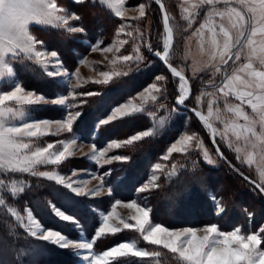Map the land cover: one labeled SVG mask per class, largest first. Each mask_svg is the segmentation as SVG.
I'll return each instance as SVG.
<instances>
[{"label":"snow or ice","instance_id":"snow-or-ice-1","mask_svg":"<svg viewBox=\"0 0 264 264\" xmlns=\"http://www.w3.org/2000/svg\"><path fill=\"white\" fill-rule=\"evenodd\" d=\"M154 3L159 6L163 26L162 47L154 46L149 31L142 27L150 15V3L126 8L125 0H0V215L5 217L0 222V264H56V257L69 254L80 257L75 264H122L121 258L128 257L141 258L139 264H143V258L155 259L158 264H264V0H183V27L163 0ZM97 6H104L119 18L115 35L107 45L89 37L84 22L88 10ZM128 11L137 15L127 16ZM202 14L200 22L198 17ZM197 23L199 26L194 28ZM190 30V36L184 35L181 55L178 33L187 34ZM193 37L204 58L189 64L188 43ZM78 39L88 45L90 53H111L110 59L105 55L109 69L97 70L100 78L91 80L102 90H81L89 80L81 76L80 66L92 67L95 62L77 53L74 60L67 58L75 64L72 70L62 59L61 48ZM130 40L131 52L124 54L121 49ZM146 53L158 58L174 81L178 78V88L172 93L175 106L171 109L164 103L169 96L166 74L153 73L152 82L136 93L139 104L131 98L115 101L122 88L112 85L146 65ZM178 56L184 61L183 66H174L173 60ZM188 72L190 76L186 75ZM22 73L45 79L52 96L27 89L20 79ZM206 98L207 114L202 110ZM233 98L240 103H230ZM41 105L55 106L60 116L33 118L31 113ZM152 108L168 111V116L157 118ZM181 112L194 114L211 143L218 146L210 150L196 131L181 133L151 165L147 179L143 183L137 181L138 187L134 185L137 196L143 194V199H132L125 205L135 210L130 217L132 222L119 218L118 225L109 223L117 215L116 206L122 203L115 198V192L128 180L126 174L106 183L105 177L113 175L112 169H106L103 175L80 170L83 176L99 181L89 188V179H73L78 176L76 169L71 170V176L58 171L65 162H71L77 151H82L78 141H90L89 151L83 153L87 160L100 168L121 162L126 166L121 171L126 172L134 158L109 153L113 149L135 150L137 143L155 139L165 128L185 127ZM173 113L176 116L171 120ZM145 114L150 127L124 139L109 138L105 146L97 147V141L115 122L134 121ZM217 122L223 125L222 131ZM44 137L58 139L40 146L38 142ZM219 145L233 153L234 159ZM173 153L181 158L176 159ZM161 160L169 163L162 164ZM221 163L246 182L259 199L258 210L255 200L243 209V225L233 223L230 230H221L214 222L202 227L171 228L151 220L153 209L146 201L162 188V176L169 182L174 177L178 181L176 191L169 197V213L196 215L205 210L210 174ZM49 166L51 170H41ZM181 175L187 178L180 180ZM31 178L53 182L44 194L51 198L46 203L51 211L42 210L39 219L30 206L39 205V201L29 198L22 211L18 207V201L30 197L33 188L38 187ZM105 189L112 210L99 212L101 222L88 238L77 214L91 215V206L78 198L97 197ZM211 201L218 219L228 216L223 197L212 195ZM49 217L58 218L57 223L70 222L77 238L46 226L42 221ZM119 225L134 230L138 239L121 241L95 253L97 238L120 233ZM141 240L155 247H139Z\"/></svg>","mask_w":264,"mask_h":264},{"label":"trees","instance_id":"trees-1","mask_svg":"<svg viewBox=\"0 0 264 264\" xmlns=\"http://www.w3.org/2000/svg\"><path fill=\"white\" fill-rule=\"evenodd\" d=\"M149 1L152 6L157 7L158 10V6L153 1ZM133 2L135 4L140 1L134 0ZM118 20L119 18L115 17L110 12V10H108L104 6H97L96 8H90L88 10L84 22L88 26L89 37L98 38L104 41V44L107 45L111 42L115 35V27ZM73 49H75V51H73ZM87 50L88 45H85L83 43V40H74L61 48L62 59H65L66 66L73 69L75 67L74 62H68L67 58L72 57L74 60L77 53L82 54ZM153 59L154 61L158 62L156 63L157 65H161L158 58L154 57ZM17 68L19 69V65H17ZM150 74V69L142 70L135 74L132 73L129 77L122 78L115 85H112V87L122 88L120 94L115 97V101L117 103L122 102L127 96L132 94L134 90L147 83L145 79H147ZM20 79L27 89L36 90L38 93L45 94L48 97L52 96V92L50 88L47 87L45 79H42L39 76H33L31 73H22L20 75ZM81 90L98 91L102 89L99 85L88 83L87 85L83 86ZM37 108L38 110L31 113L36 117L58 118L60 116V111L55 106L41 105L37 106ZM194 123H196V121ZM149 124V119L145 115L139 116L134 121H117L112 126L111 130L105 135L101 136L100 140L97 141V147L104 145L109 138L119 139L127 137L133 132L138 131L140 128L149 126ZM169 133L170 132H165L156 136L155 139H146L142 143H137L135 150H132L131 148L123 150L124 155H130L134 158V163L132 164V167L130 169H126V172L121 171L122 167L126 168V166H122L121 163H114L113 166H111L113 175L106 179V183L115 180L116 176H124L125 174L128 176V180L118 190H116V199H120L123 201L138 199L137 193L134 190V185L138 187L139 183L146 179L152 163L157 160L159 155H161L169 140H171L175 136V133ZM87 143H90V141H88ZM81 164L82 159H71V162H65L62 165V168L79 167L82 166L84 162L82 165ZM186 178L187 177L181 175L179 179L184 180ZM31 180L32 183L34 185H38V187L33 188L30 193V197H25L23 200L18 201V207L20 209L25 207V204L29 200V198H31L32 201H39V205H37L36 203H32L30 205L34 214L39 219L41 218L42 210L47 212L51 211L50 208H46L47 200L51 198L45 197L44 194L47 192L53 182L36 181L35 178H31ZM137 181H139V183H137ZM160 183L162 184V188L158 191L153 192L151 197L146 202L148 203L149 207L153 209V212L151 214L152 221L162 223L164 226H196L214 222L217 223L220 228L223 227L230 229V226L233 223H236L238 225L244 224L243 209L247 208L253 202V200L256 201L255 206L257 210L260 208L259 199L255 196V193L250 190L246 182H243L242 179H238L228 169V167L225 166H219L211 172V188L209 189L207 196L204 198L205 210L196 215H187L182 212L178 214L169 213V197L176 191L178 181L175 177L171 182L167 181L165 178H162L160 180ZM65 191L67 190L65 189ZM212 195H215L217 199H220L221 197L224 198V203L229 213L228 216L224 217V219H218L216 214L214 213L211 201ZM78 199L86 200L91 206V215L84 217L82 214H77L78 218H80L81 220V224L83 226L86 237L90 238L98 225V217L95 209L105 211L107 209V206L110 204V198L107 196L93 199L81 197ZM246 199L249 203L246 201ZM57 206H59V204ZM52 215L54 216V214ZM4 218L5 217L3 215H0V222H2ZM256 220H260L259 211H257L256 213ZM57 221L58 218L51 219L49 217L42 222L45 223L46 226L64 231L70 236H77L76 230L66 227L70 223L63 221L57 223ZM130 239H138V234L133 230H122L120 233H117L115 235L107 234L103 237L97 238V242L94 244V250L101 251L106 249L107 247L113 246L115 243ZM138 246L145 248L146 250H151L155 247L146 245L144 242H142V240L139 242ZM121 259L122 264H139V261L141 260V258L133 257ZM55 260L56 264H66V262H72V264H75V260L73 259V256L71 254H69L67 257H56ZM151 263L152 261L150 258H143V264ZM154 264H158V261L156 260V263Z\"/></svg>","mask_w":264,"mask_h":264},{"label":"rangeland","instance_id":"rangeland-1","mask_svg":"<svg viewBox=\"0 0 264 264\" xmlns=\"http://www.w3.org/2000/svg\"><path fill=\"white\" fill-rule=\"evenodd\" d=\"M133 1L134 0H125V7L126 8H131L133 6L138 5L140 2L150 3L149 0H139L140 2L135 3V4H134ZM164 3L166 5L169 13L171 15H173L176 18V21L183 27L184 26V22L180 18V5L183 3V0H164ZM150 5H151L150 6V9H149L150 15H149V17L147 19H145L143 21L142 27L145 28V29H147L149 31V33H150V39H151L153 45L154 46H157L158 45V46L162 47V39H161L160 33L163 32V26H162V21H161V15L158 12L157 7H153L151 3H150ZM126 15L127 16H134V15H137V13L134 12V11H128L126 13ZM202 19H203V14L200 17H198V21L202 22ZM198 26H199V24L197 23L196 25H194V28L195 27H198ZM194 28H193V30H194ZM184 35L190 36L191 35V30L187 34L178 33V39L180 40V45H181V47L179 49V52L181 53V55L183 54V45L186 42L185 39H184ZM205 35L206 36L208 35L207 32L205 33ZM121 38L127 39V37H121ZM83 43L85 45H87L84 41H83ZM131 43L132 42L130 40L129 41V44L125 46V49H127V51H125V49H121V51L124 52V54H129L131 52ZM82 54L85 55V56H87V58H88L89 61L95 62V65L92 66V67H87V66H83V65L80 66L81 76L84 79L89 80V83H91V80L92 79L100 78L98 76V71L97 70L106 71V70L109 69L108 60L105 59V55H107L109 57V59H110L111 58V53H109V54H102L99 51H97V52H91L90 53L89 50H87L86 52H84ZM188 57L189 58H188V60L186 62L189 63V64H191V62L193 60H201V59L204 58L201 55V53H200L199 45L197 43V38H195V37H193L191 39L190 43H188ZM153 58H154V56H152L150 53H146V65H141L138 70L137 69H134V71L132 72V73L135 74V73H137L139 71L150 69L151 74L147 77V79H145V81H147V83H145L142 86L139 85L140 87H138L136 90H134L132 92V94H130L129 96H127L122 102H126L127 100H129L131 98L132 101H133V103L139 104L140 103V100L135 98L136 93L143 91V88L144 87H147V85L152 82V79H154L153 73H155V74H166L169 77V83H168L169 96H168L167 100L164 101V103L167 105L168 109H171V108H173L175 106L174 96L172 95V93H173V91L176 88H178V79L176 78V80L174 81L171 78V75L164 69V66L162 64L161 65L160 64L157 65L156 63H158V62L154 61ZM183 63H184V61H182L179 56L173 60L174 66L175 65H181V66H183ZM74 69H75V67L72 70H74ZM230 70L231 69H229V71ZM186 75H189L190 76L191 73L188 72V73H186ZM216 82L217 83L220 82V77H217V81ZM197 83H199V81H197ZM208 90L209 91H214L213 89H208ZM38 94H40V93H38ZM119 103H121V102H119ZM230 103L236 104V103H240V102L237 101V100H235L233 98V99H230ZM50 106H52V105H50ZM220 106H221V108L223 107L222 102H221V105ZM151 110L156 112L157 118H162V117H167L168 116V111H165V110H162V109H159V108H152ZM202 110L204 111L205 114H207V98L205 99L204 106H203V109ZM245 110L248 111L249 113L251 112V110L249 108H247L246 105H245ZM180 115L184 116V118H185V127H179L178 125L177 126H172L170 128H165L164 130H162L160 133L157 134V136H158V135L163 134L165 132H170V133L173 132V133H175V136L171 140H169V142L166 144L163 152L161 153V155H159V157L162 156L166 152L167 147H169L170 144L172 142H174V140L176 138H178L179 135L181 133H183L184 131H186V130L189 131V132H192V131L198 132L202 137L205 138V142L209 146L210 150L213 148L212 145H211V143H210V137L208 136L207 131L205 129H203V126L198 121V118H196L194 115H192L190 113H185V112H181ZM145 116H147V115L145 114ZM175 116H176V113H173L172 114V117H171V120H174L175 119ZM32 117L35 118V119H43L44 118V117H36L34 115H32ZM147 118L149 119L148 116H147ZM195 121H196L197 124L194 123ZM149 122H150L149 126H145L143 128H140L139 130L146 129V128L150 127L151 126L150 119H149ZM169 123H170V121H169ZM240 123H243V121H240ZM216 126L221 131L223 130V125L222 124H219L217 122L216 123ZM135 132H137V131H135ZM135 132H133V133H135ZM229 135H231V134L229 133ZM124 138H126V137H124ZM124 138H119V139H124ZM56 139H58V138L57 137H44L38 143H39L40 146H46V144L49 143V142H53L54 143ZM216 139H217V141H219V139H220L219 136H217ZM78 145H81L82 146V151H77L76 154H75V156L73 158H71V159H82V164H83V162H84V164L83 165L81 164L82 166H79V167H70V168H65V167L62 168V165H61V167L58 169V171H60L62 175L71 176V170L72 169H76L77 172H78V176L77 177H73V179H77V178L89 179L90 180V183L88 184V187L89 188L95 186L99 181L97 179H92L90 176H83V174H82V172L80 170L86 169L87 172H89V173H95L96 175H103L104 174V171L106 169H109V168L111 169V166H113L114 163H121V162H113L111 165H105L104 168H100V167H98V166L95 165V162H90L83 155V153H86V152L89 151V143L83 142V141H78ZM105 145H106V143L104 145L100 146V147H103ZM219 146H221L222 150L225 151V154L228 155L230 159H234V154L233 153L228 152L222 145H219ZM123 150L124 149H120V150L113 149L112 152H110L109 154L110 155L111 154H123L124 153ZM173 157H175L176 159H180L181 158L180 157V154H178V153H173ZM156 162H158V158L152 164H154ZM159 162H161L162 164H168L169 163L167 161H162V160L159 161ZM220 166L227 167L223 163H221ZM244 167L247 168L246 165ZM41 170H51V166H49L47 169L41 168ZM149 172H150V168H149ZM149 172H148V174H149ZM107 178L108 177H105V180ZM162 178H165V177L162 176L161 179ZM146 179H147V177H146ZM145 180H143L141 183H143ZM107 196H108L107 195V191L105 189V192L102 193L100 196H97V197H88V198L89 199H93V198H100V197H107ZM142 199H143V194H140V196L138 197V202L140 200H142ZM121 201H122V203L119 204V205H117L116 208H115V212H116L117 215L114 216V217H112V218H110V220H109V223L110 224L118 225L119 224V218H123V219H125V220H127L129 222H132L130 220V217L133 216V215H135V210L134 209H131V208H128V207L125 206L131 200H127V201L121 200ZM246 201L248 202L247 199H246ZM23 208L21 209V211L23 210ZM111 210L112 209H111V206L109 204L107 206V209L104 212L107 213L108 211H111ZM95 211H96L97 217H98V225H97V227H98L99 224H100V222H101L100 217H99V212L102 211V210L95 209ZM67 223H70V222H67ZM203 225H205V224L196 225L195 227H202ZM64 226H66V225H64ZM119 226L121 227L122 230H128V229H123V226L122 225H119ZM66 227H68L70 229H73L70 226V224L67 225ZM171 228H175V227H171ZM254 228H255V225H253V229ZM220 229L221 230H230V229L223 228V227L220 228ZM54 230H57V229H54ZM62 232L64 234L68 235L66 232H64V231H62ZM68 236L70 238H77V236H70V235H68ZM262 247H264V246H262ZM108 248L109 247H107L106 249L101 250V251H95L93 249V251L95 253L99 254V253H102L103 251L107 250ZM71 255L73 256V259L75 261L80 260V257H76L74 254H71ZM151 261H152L151 264L156 263V260L155 259H151Z\"/></svg>","mask_w":264,"mask_h":264},{"label":"water","instance_id":"water-1","mask_svg":"<svg viewBox=\"0 0 264 264\" xmlns=\"http://www.w3.org/2000/svg\"><path fill=\"white\" fill-rule=\"evenodd\" d=\"M151 1H153L154 2V0H151ZM158 6V5H157ZM158 8H159V6H158ZM160 62V61H159ZM161 64H162V62H160ZM163 65V64H162ZM164 66V65H163ZM165 67V66H164ZM166 69V68H165ZM167 70V69H166ZM170 73V72H169ZM171 74V73H170ZM178 79V78H177ZM194 115V114H193ZM210 143H211V138H210ZM211 145H212V147L213 148H215L216 146H218V145H214V144H212L211 143Z\"/></svg>","mask_w":264,"mask_h":264}]
</instances>
